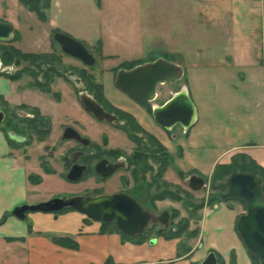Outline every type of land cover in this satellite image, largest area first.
I'll use <instances>...</instances> for the list:
<instances>
[{
  "label": "crops",
  "instance_id": "1",
  "mask_svg": "<svg viewBox=\"0 0 264 264\" xmlns=\"http://www.w3.org/2000/svg\"><path fill=\"white\" fill-rule=\"evenodd\" d=\"M13 1L27 9L19 0ZM194 3L193 0H49L47 21L37 17L40 30L22 29L24 22L19 18L13 21L0 16V20L13 27L15 48L20 50L18 46L27 41L25 54L43 52L51 36L54 39L55 33L61 32L82 42L103 61L119 56L117 48L123 47L128 51L139 50L145 57L154 54L152 60L139 58L124 63L145 64L164 58L180 65L184 76L162 86L167 94L165 99L185 90L195 106L196 121L187 130L181 125L174 126L172 141L165 140L160 127L154 129L177 156L175 165L189 173L188 178L196 174L204 179L211 177L219 165L241 167L244 162L254 161L264 168V0ZM193 7L199 10V16L203 9H209L219 31H215L216 27L209 36L198 19V51L192 49ZM213 34H221V39ZM210 40L221 43L210 48ZM118 66L103 68L110 74ZM27 82L24 76L17 80L0 76V96L13 108L38 106L50 116L43 106V98L48 95L28 88ZM179 82H182L180 89L171 86ZM102 83L110 99L134 107L113 85L109 86L106 80ZM33 94L38 95L35 101L29 100ZM13 141L6 124L1 125L0 264H106L109 259L113 264H202L210 252L216 254L218 264H230L233 252L237 264H252L237 230L238 219L244 213L240 207L222 201L203 208L199 238L189 244L191 250L184 255H179L180 240L166 239L161 235L163 230L158 231L160 237L136 243L124 240L118 233H101L99 224L91 223V218L74 209L34 212L28 214L30 222L20 220L13 210L24 204L41 203L35 193L39 177L46 174L40 166L32 168L29 154ZM60 171L64 173L63 169ZM57 239L72 241L78 248L70 247V243L60 245Z\"/></svg>",
  "mask_w": 264,
  "mask_h": 264
},
{
  "label": "flooded vegetation",
  "instance_id": "2",
  "mask_svg": "<svg viewBox=\"0 0 264 264\" xmlns=\"http://www.w3.org/2000/svg\"><path fill=\"white\" fill-rule=\"evenodd\" d=\"M0 21L8 23L4 20ZM15 41L16 35L11 41L0 42V44L8 45L0 46V76H5L4 74L13 76L19 71H23L22 76L28 78V88L36 86V88L31 89L51 96L59 104L65 102L63 98L64 83L67 86L69 84L72 91L76 94L75 98L71 97L69 99L71 102H66L70 112L66 114V121L62 123L61 134L58 137L60 147L63 149L61 164L64 178L68 182L77 184L83 180L91 179V194L72 193L69 197L87 196L95 198L122 193L136 200V195L127 190L142 191V183L144 179H147V176L150 178L146 180L149 182L146 184L147 189L151 185L156 184L160 176L163 180L166 179V174L174 163L173 153L167 144H164L158 137L154 129L160 127L165 140L172 141L175 127L170 129L162 128L155 121L153 114L156 108L163 106L171 98L161 100V90L158 87V95L153 101L138 100L115 85L116 75L119 70L130 71L141 64L132 67L120 66L111 71L114 73V89L134 103V107H130L120 103L119 100L114 102L116 99H110L105 93V87L102 82L94 83L93 81L91 88V74H87L86 71L82 70L83 76L90 78L88 81L86 80V85L78 87L72 77L76 75L78 80L79 72L74 69L66 72L63 70V51L61 48V53L59 54L55 51L28 54L35 57L25 60L26 64L23 67L13 60L11 61L14 62L13 69L10 66L7 72L4 65L6 62H10L9 58L13 56ZM19 67L21 68L18 69ZM15 69H18V71ZM94 84L100 85L102 94L98 93ZM58 85L60 90L58 88L54 89ZM43 88H50L51 92L42 91ZM83 96L86 99L91 98L97 102L106 113L113 116V120H99L85 108L82 102ZM0 99H2L1 102L3 103V106H0V112L4 113V121L0 123V126L6 122L9 134L14 133L21 137V135L17 134L15 128L22 126L27 133L32 135L39 136L42 132L50 135L52 115L44 114L38 106L26 105L13 108L2 96H0ZM69 134H73L72 136L76 137L66 138V135ZM15 141L23 142L25 137H22V140ZM76 166L82 167L81 177L78 181L71 182L67 179V175ZM112 167H114V170L111 172L110 168ZM117 176L119 177L118 181L120 186H122V190L110 193L107 191L106 185ZM166 192L170 194L168 188L163 190L162 193ZM153 198L156 199V197Z\"/></svg>",
  "mask_w": 264,
  "mask_h": 264
},
{
  "label": "rangeland",
  "instance_id": "3",
  "mask_svg": "<svg viewBox=\"0 0 264 264\" xmlns=\"http://www.w3.org/2000/svg\"><path fill=\"white\" fill-rule=\"evenodd\" d=\"M194 4H215L216 0H193ZM0 16L4 18H10L13 21L17 20V18L20 19V21L23 23L20 27L23 28H30V29H36L40 30L38 27L39 21L37 19L36 14L30 13L27 9H24V7H21L17 4H14L13 0H4L3 2L0 1ZM193 12L192 16V49L193 50H199L200 49V42H199V22L198 19L201 20L202 28L208 29V34L210 36L211 32H213L217 26H216V20L212 17L210 14V10H202V15H198L199 10L197 8L191 9ZM10 11V12H9ZM227 17V16H226ZM229 18V17H228ZM230 19V18H229ZM38 25V26H37ZM19 27V26H18ZM218 27L215 31H217ZM230 30V29H229ZM231 31V30H230ZM219 32V31H217ZM221 32V31H220ZM225 32V31H224ZM42 33V32H41ZM226 33V32H225ZM218 34V33H217ZM214 35V34H213ZM220 35H214L219 36ZM221 39V38H220ZM15 43V42H14ZM221 43V41L216 40H210L208 44H210V48H214L217 44ZM222 43H226L225 41ZM28 43L25 42V45L22 47L18 46L21 52L24 51V49L27 50L24 46H26ZM144 45V43H143ZM1 47L8 46L5 44H0ZM17 46V45H16ZM43 52H49V51H55L58 54L61 53L60 46L58 43L51 38L46 42L44 47L42 48ZM117 52H119V56L116 58H107L106 61H103L101 56H98L93 50L91 53L94 55L96 59V63L88 67L85 64H83L81 61H78L76 59L70 58L66 54L63 53V70L66 72L67 70H77L79 72V79L77 80V76L75 75L73 78V81L76 83L78 87L84 86L87 84L86 80L88 81L89 78H85L83 76V71H86L87 74H91V88H92V82H103L106 80V83L109 86L113 85V77L114 73L105 72L103 66L113 68L114 66H124V60H134L141 58L142 61H145L147 59L152 60L154 58V54L150 57H145L143 54H141V51H128L123 47H118ZM156 54V53H155ZM167 57V56H165ZM158 59V58H157ZM20 66L25 65V60H20ZM144 63V62H143ZM149 63V61H148ZM14 62H6L5 68L8 72L9 67L13 66ZM119 67V66H118ZM19 67L18 69H20ZM117 68V67H116ZM13 69V68H12ZM18 69H15L18 71ZM14 70V72H15ZM11 71V70H10ZM105 72V73H104ZM70 74V73H69ZM86 74V75H87ZM110 76L111 79H108L107 77ZM24 78L27 80L28 78L24 76ZM106 78V79H105ZM182 82L177 83L176 85H171L174 89H180V85ZM64 85L67 86L66 83ZM36 88V87H34ZM59 89V85L54 87V89ZM90 88V90H91ZM168 89V88H167ZM60 90V89H59ZM160 90L162 91L161 94L164 93L163 87H160ZM166 90V89H165ZM64 101L62 104L55 103V100L52 99L51 96L44 97L43 98V106L48 109V112L52 115V130L49 136L47 137H39L38 135H32L30 133H27V131L22 126H17L16 132L17 134L25 137V141L18 142L13 141V143L22 148L23 152L26 154H29L28 158L31 159L33 163L32 168H39V166L42 168L44 173L46 174L44 177H39V186L38 189H36V197L39 202H47L54 198H63V197H69L72 193H79V194H91V179L90 180H83L80 183L72 184L68 182L64 178V173L60 170L63 169V166L61 164V154L63 149L60 147V142L58 137L61 134V125L63 122L66 121V114L68 111V105L66 102H71L69 100L71 97L76 96L75 92L72 91L71 86H67V88L64 87ZM113 91V90H112ZM166 94V93H164ZM37 95V94H36ZM33 94L31 96V101L37 100L36 96ZM51 97V98H50ZM167 97L166 95H161L160 99L163 100ZM68 99V100H67ZM2 99H0V106H3V103L1 102ZM76 104V103H75ZM12 111V109L10 108ZM81 113L84 114V112L81 111ZM6 122L3 123L5 125ZM29 152V153H28ZM177 156L173 155L174 163L172 164L171 168L169 169L168 173L166 174V179L163 180L162 177L156 181V184L151 185L147 189V185L149 182L146 180H149V176H147V179H144L142 183V191L136 192L135 189H129L127 191H130L133 195H136L137 202L148 212L151 214V220L147 227V229L144 231L146 238L151 239L154 237H160L158 234L159 230H163L165 233L170 232H176L179 227H182L183 232L179 238H176L177 240H180V247L181 252L179 255H184L186 252L191 250V246L189 245L191 242L197 241L199 238L200 228H199V219L201 215V211L205 206H214L217 203H220L222 200L221 194L226 193L227 188L220 190L217 189V186H226V175L225 172H222V169H215L213 175L210 177L205 178V184L206 187L201 190H192L188 185V177L189 173L182 172L176 165L175 161ZM53 168V169H51ZM233 170L238 169V165H233ZM47 170L53 171L55 173L53 174H47ZM146 177V176H144ZM118 176L114 179H112V182L110 181L109 184L106 185V189L108 192L113 193L122 190V186H120V183L118 181ZM125 187V186H124ZM170 190L171 196L167 197L166 199H154L153 197L159 196L162 194L163 190L166 189ZM173 196L176 197L175 200H173ZM179 197V198H178ZM230 206H236L240 207L242 210V213H245L247 211V204L246 203H240L237 201H230ZM164 212H168L169 219L168 224L165 226L161 222V216ZM91 223H96L101 226V230H109L110 227L108 225L104 224V221H98L94 219H90ZM124 234V233H123ZM127 235V234H126ZM130 236V235H129ZM164 237V236H163ZM174 239V240H176Z\"/></svg>",
  "mask_w": 264,
  "mask_h": 264
},
{
  "label": "water",
  "instance_id": "4",
  "mask_svg": "<svg viewBox=\"0 0 264 264\" xmlns=\"http://www.w3.org/2000/svg\"><path fill=\"white\" fill-rule=\"evenodd\" d=\"M13 38V27L0 21V42H8ZM54 40L64 54L80 60L86 66H93L96 63L91 51L75 38L57 32L54 35ZM183 76L184 70L180 65L164 58H158L130 71L119 70L115 85L135 99L151 102L158 95V87L169 82L179 81ZM82 102L85 108L99 120H113V116L106 113L93 99H86L83 96ZM153 116L162 128L170 129L181 125L187 130L196 121L197 114L191 98L185 90H182L172 96L163 106L156 108ZM3 121L4 113L0 112V123ZM72 135H66V138L76 137ZM10 138L22 140V137L14 133H10ZM110 169L112 172L114 167ZM81 171L82 167H73L67 175V179L71 182L78 181ZM188 185L195 191L206 187L205 179L196 174L190 176ZM226 188V193L221 195L223 200L239 199L247 203V211L238 219L237 230L247 250L264 262V192L261 176L252 171L231 173L226 176ZM65 209L77 210L94 220L115 222L122 233L130 236L144 233L151 220V214L148 211L134 198L122 193L95 198L87 196L54 198L47 202L18 206L13 210V214L24 222H30L28 217L30 213H58ZM168 219V212H164L161 222L165 226L168 224ZM202 264H218L216 254L210 252Z\"/></svg>",
  "mask_w": 264,
  "mask_h": 264
},
{
  "label": "trees",
  "instance_id": "5",
  "mask_svg": "<svg viewBox=\"0 0 264 264\" xmlns=\"http://www.w3.org/2000/svg\"><path fill=\"white\" fill-rule=\"evenodd\" d=\"M19 1L28 10H30L31 12H34L41 21H43V22L47 21L46 10L49 8V0H19ZM30 57H35V56L25 54V53H23L20 50L15 48L14 52H13V56H11L10 58L8 57V58L10 59V61L15 60V62L17 64H20V60H27ZM137 64H138V62H125L124 66L132 67V66H135ZM22 74H23V71H19L17 74H15L13 76H9L8 74H4V75L6 77L13 79V80H17V79H20L22 77ZM94 86L97 88L98 93L102 94V89H101L100 85L94 84ZM34 87H36V86H32V88H34ZM42 91H45L47 93L51 92L50 88H43ZM41 136L47 137L48 133L46 134V133L42 132V134H40L39 137H41ZM10 141L12 142V140H10ZM232 167H233V165L232 166L219 165L216 169H222V172L224 171L226 176H228L231 173L237 172V171L255 172V173L259 174L262 178L263 192H264V168L263 167L257 165L254 161H251L249 163L244 162L243 165H241V167H238V169H235V170H233ZM47 172L50 173L51 171L47 170ZM225 188H226L225 185L217 186V189H220V190H223ZM169 196H171V193L167 194V192H166V193H162L159 196H156V199H166ZM172 198H173V200L176 199L175 196H173ZM221 200H222V202H226L228 204L230 203V201H237L240 203H246V202L239 200V199H226V200L221 199ZM104 224L108 225V227H110V229L107 230L108 229L107 228L106 230H101V233H118V234L122 235L124 240L133 241L136 243H142V242H145L148 240V238H146L145 233H142L138 236H129V235L123 234L119 230V228L117 227L115 222H104ZM182 232H183L182 227H179L176 232H170L168 234L164 232L161 235L164 236L166 239H176V238H179L181 236ZM56 242L60 245H67V243H70V247H72L74 249L78 248L77 244H75L72 241H68V240H64V239H57ZM249 256L251 258L252 264H264V262L255 254L249 252ZM106 264H113L112 260L111 259L107 260ZM230 264H237L236 263V254L234 252L231 254Z\"/></svg>",
  "mask_w": 264,
  "mask_h": 264
}]
</instances>
